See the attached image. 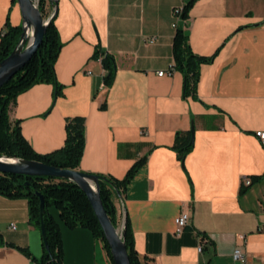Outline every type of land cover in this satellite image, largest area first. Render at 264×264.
<instances>
[{
  "label": "crops",
  "instance_id": "1",
  "mask_svg": "<svg viewBox=\"0 0 264 264\" xmlns=\"http://www.w3.org/2000/svg\"><path fill=\"white\" fill-rule=\"evenodd\" d=\"M189 1L59 0L61 93L36 83L10 117L35 151L48 153L65 144L67 119L84 116L83 171L123 178L143 160L115 202L151 264H264V144L256 135L264 130V0H194L180 22L193 51L213 59L186 94L184 72L168 71L174 8ZM7 19L22 24L17 0H0V41ZM98 49L115 58L109 82ZM191 129L193 147L181 159L175 135ZM182 212L191 223L178 234ZM61 232L62 264H112L88 228L61 222ZM237 246L245 260L234 259ZM44 250L28 199L0 192V264H41Z\"/></svg>",
  "mask_w": 264,
  "mask_h": 264
},
{
  "label": "trees",
  "instance_id": "2",
  "mask_svg": "<svg viewBox=\"0 0 264 264\" xmlns=\"http://www.w3.org/2000/svg\"><path fill=\"white\" fill-rule=\"evenodd\" d=\"M193 2L194 0H190L183 5L182 19L188 17ZM48 7L52 13L54 11L52 0H39V8L43 15ZM55 19L56 14L48 24L43 42L29 62L0 87V155L36 159L61 168L78 169L86 144L84 116L76 115L67 119L65 144L61 148L48 153L35 151L22 134L20 121L12 120L10 117L11 107L16 103L18 95L36 83L50 82L54 85L55 96L61 93L62 85L57 77L56 61L63 46V41ZM22 30V24L12 25L7 19L6 29L2 32L0 41V60L7 57L15 48ZM100 55L102 56V64L108 71L106 81L109 82L115 73V58L112 54L98 49L96 56L100 57ZM173 55L174 68L180 69L185 74V93L196 92L200 67L203 63L210 62L213 55H201L193 51L188 40L187 30L181 22L176 27L174 35ZM192 138V129L176 133L172 148L177 151L179 158L184 159L192 149ZM142 161H137L123 178L111 174L96 173L99 175L100 193L105 209L115 226H120L122 222L115 198L123 197L128 183ZM255 177L257 178V176ZM244 189L245 187L242 188V191ZM0 192L7 196L27 198L30 221L40 229L42 226L40 194L45 197L46 209L43 218L48 246L44 242V254L39 260L41 264H62L61 222L69 228H88L94 237L103 241L112 264H115L110 245L95 210L87 194L75 182L55 176L0 172ZM51 208L58 211L59 218L55 217ZM124 239L131 264H151L147 258H141L135 249L133 232L127 215ZM25 251L29 254L27 250Z\"/></svg>",
  "mask_w": 264,
  "mask_h": 264
},
{
  "label": "water",
  "instance_id": "3",
  "mask_svg": "<svg viewBox=\"0 0 264 264\" xmlns=\"http://www.w3.org/2000/svg\"><path fill=\"white\" fill-rule=\"evenodd\" d=\"M23 17L20 39L12 52L0 60V87L12 76L21 70L31 59L43 42L48 24L57 13L59 0H52L54 11L44 18L37 0H17ZM194 138H192V142ZM0 172L25 175H46L61 177L75 182L87 194L99 222L105 232L110 245L115 264H131L127 244L124 239L126 232V214L120 226H115L105 209L101 193L99 175L80 169L61 168L36 159H26L0 155ZM41 203V231L43 240L48 246L45 237L44 212L46 209L45 197L40 194Z\"/></svg>",
  "mask_w": 264,
  "mask_h": 264
},
{
  "label": "built area",
  "instance_id": "4",
  "mask_svg": "<svg viewBox=\"0 0 264 264\" xmlns=\"http://www.w3.org/2000/svg\"><path fill=\"white\" fill-rule=\"evenodd\" d=\"M37 4L39 5V0H37ZM182 9H183V7H181V6H176L174 8L175 20L173 22V26L175 28L179 25L180 21L182 20V17H181ZM262 26L264 27V22L262 23ZM148 40L150 42H153L155 40V38L151 37V38H148ZM173 68L174 67H172L171 70H169L168 72L171 73L173 71ZM87 73H91V71L88 70ZM165 73H166V70H159V72H158L159 75H164ZM256 135L260 138V140L264 144V130H257ZM251 182H252V179H250V178H244L243 179L244 185H249ZM175 222H176V231L178 234H180L184 230V228L191 223L190 214L187 212H182L181 214H179L176 217ZM11 228H16L15 224L12 223ZM199 250L200 251L203 250L202 244H200ZM233 257L236 260H245L246 259V252L244 251V249L241 246H237L233 251Z\"/></svg>",
  "mask_w": 264,
  "mask_h": 264
},
{
  "label": "rangeland",
  "instance_id": "5",
  "mask_svg": "<svg viewBox=\"0 0 264 264\" xmlns=\"http://www.w3.org/2000/svg\"><path fill=\"white\" fill-rule=\"evenodd\" d=\"M47 7V6H46ZM44 18H47L50 14H51V9L48 7V8H46V10L44 11Z\"/></svg>",
  "mask_w": 264,
  "mask_h": 264
}]
</instances>
